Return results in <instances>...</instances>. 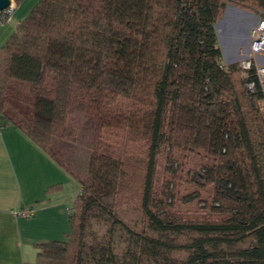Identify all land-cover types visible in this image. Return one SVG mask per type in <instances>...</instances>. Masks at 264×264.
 <instances>
[{
  "label": "trees",
  "instance_id": "obj_1",
  "mask_svg": "<svg viewBox=\"0 0 264 264\" xmlns=\"http://www.w3.org/2000/svg\"><path fill=\"white\" fill-rule=\"evenodd\" d=\"M226 1L245 0H38L15 26L0 75L27 88L4 87L0 127L59 163L51 137L74 139L64 110L93 126L67 240L37 245L34 264H264V116L248 78L234 77L238 64H221ZM253 4L264 15V0ZM139 141L142 157L128 148ZM158 156L165 176L154 189ZM189 174L211 186L216 219L172 210L174 177ZM135 183L139 228L119 210Z\"/></svg>",
  "mask_w": 264,
  "mask_h": 264
},
{
  "label": "crops",
  "instance_id": "obj_2",
  "mask_svg": "<svg viewBox=\"0 0 264 264\" xmlns=\"http://www.w3.org/2000/svg\"><path fill=\"white\" fill-rule=\"evenodd\" d=\"M38 0H11L6 11L8 19L0 23V47L14 32ZM255 23V22H254ZM245 46L224 60V64L240 60ZM232 30L230 38H237ZM223 60V59H222ZM53 160L14 127H0V264H34L37 245L65 241L70 232V214L73 202L80 193V182L85 175L74 159ZM80 169V172H79ZM31 207V216H17L14 212Z\"/></svg>",
  "mask_w": 264,
  "mask_h": 264
},
{
  "label": "rangeland",
  "instance_id": "obj_3",
  "mask_svg": "<svg viewBox=\"0 0 264 264\" xmlns=\"http://www.w3.org/2000/svg\"><path fill=\"white\" fill-rule=\"evenodd\" d=\"M260 14L261 10H255L253 0H245L243 4L226 1L223 10L215 22L218 47L220 48L223 59H221V64L227 65L224 64L223 61L234 55L235 52L237 53V47L242 49L245 46L244 34L250 23L254 24ZM232 30L237 32V38L235 39L230 38ZM234 77L239 79V77H242V73L237 70L234 73ZM7 85L27 88L23 83L0 75V96H3L4 87ZM120 102L121 105L126 103L124 99ZM4 111L8 116L17 121L23 122L10 105L5 104ZM63 113L64 126L66 129L74 133V139L66 140L52 136L50 139V149L59 162L66 163L64 161L65 159H71L70 161L73 162L75 159V161L81 165L79 168H82L84 171L92 135V120L88 116L76 111L64 110ZM128 148H130L129 151H131L133 155L138 157H142L146 149L141 141L129 143ZM163 162L162 157L158 156L153 182L154 189L156 186L158 188L164 179L165 171L163 168ZM179 175L178 177H174L173 181L174 204L172 205V210L179 213L184 219H216L215 213L209 210L211 202V186L204 185L200 187L199 185L196 186L192 184L191 181L194 179L192 174H189L188 176ZM140 190V184L135 183L132 187L133 193L131 197L123 198V201L119 206L121 218H123L131 227H135L137 224L139 228L143 225V218L138 209L141 204Z\"/></svg>",
  "mask_w": 264,
  "mask_h": 264
},
{
  "label": "built area",
  "instance_id": "obj_4",
  "mask_svg": "<svg viewBox=\"0 0 264 264\" xmlns=\"http://www.w3.org/2000/svg\"><path fill=\"white\" fill-rule=\"evenodd\" d=\"M237 64L242 75L248 78L244 84L247 96L252 101V97L259 95L257 110L260 115L264 116V15H259L255 23L249 28L248 47ZM33 212V208L26 207L14 212V214L28 217Z\"/></svg>",
  "mask_w": 264,
  "mask_h": 264
},
{
  "label": "water",
  "instance_id": "obj_5",
  "mask_svg": "<svg viewBox=\"0 0 264 264\" xmlns=\"http://www.w3.org/2000/svg\"><path fill=\"white\" fill-rule=\"evenodd\" d=\"M11 7V0H0V12H6Z\"/></svg>",
  "mask_w": 264,
  "mask_h": 264
}]
</instances>
